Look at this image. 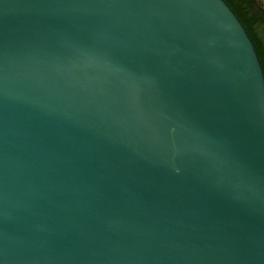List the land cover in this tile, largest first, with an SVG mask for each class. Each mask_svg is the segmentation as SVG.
<instances>
[{"label":"water","instance_id":"water-1","mask_svg":"<svg viewBox=\"0 0 264 264\" xmlns=\"http://www.w3.org/2000/svg\"><path fill=\"white\" fill-rule=\"evenodd\" d=\"M0 264H264V77L223 0H0Z\"/></svg>","mask_w":264,"mask_h":264},{"label":"trees","instance_id":"trees-1","mask_svg":"<svg viewBox=\"0 0 264 264\" xmlns=\"http://www.w3.org/2000/svg\"><path fill=\"white\" fill-rule=\"evenodd\" d=\"M251 40L264 77V0H223Z\"/></svg>","mask_w":264,"mask_h":264}]
</instances>
